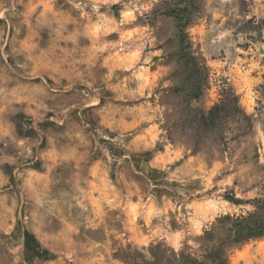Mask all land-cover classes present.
<instances>
[{"label":"rangeland","instance_id":"374dc122","mask_svg":"<svg viewBox=\"0 0 264 264\" xmlns=\"http://www.w3.org/2000/svg\"><path fill=\"white\" fill-rule=\"evenodd\" d=\"M261 226L264 0H0V264H264Z\"/></svg>","mask_w":264,"mask_h":264},{"label":"trees","instance_id":"16d2710c","mask_svg":"<svg viewBox=\"0 0 264 264\" xmlns=\"http://www.w3.org/2000/svg\"><path fill=\"white\" fill-rule=\"evenodd\" d=\"M259 223L261 224L262 221H259ZM261 227H262V229L260 230V232H258V234L257 233L256 234H248V235L247 234H239L237 237L234 238L233 242H231V243H239V242H242L246 239L249 240L251 238H257V237L262 236L264 234V226H261ZM25 237H27V239H28V237H32V239H34L33 235H29V234H26ZM219 254H221V252ZM217 264H227L226 257L223 259L220 255L218 257V263Z\"/></svg>","mask_w":264,"mask_h":264}]
</instances>
